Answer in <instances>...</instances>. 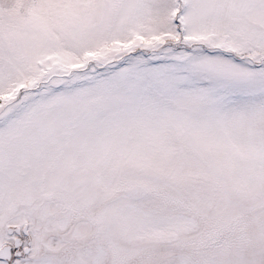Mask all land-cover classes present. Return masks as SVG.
I'll return each instance as SVG.
<instances>
[{
	"label": "snow or ice",
	"instance_id": "1",
	"mask_svg": "<svg viewBox=\"0 0 264 264\" xmlns=\"http://www.w3.org/2000/svg\"><path fill=\"white\" fill-rule=\"evenodd\" d=\"M0 264H264V0H0Z\"/></svg>",
	"mask_w": 264,
	"mask_h": 264
}]
</instances>
